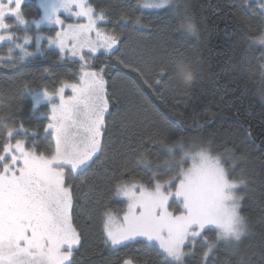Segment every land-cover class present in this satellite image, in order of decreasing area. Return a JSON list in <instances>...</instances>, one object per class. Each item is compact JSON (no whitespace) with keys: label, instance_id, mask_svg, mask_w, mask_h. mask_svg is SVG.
Returning a JSON list of instances; mask_svg holds the SVG:
<instances>
[{"label":"snow or ice","instance_id":"1","mask_svg":"<svg viewBox=\"0 0 264 264\" xmlns=\"http://www.w3.org/2000/svg\"><path fill=\"white\" fill-rule=\"evenodd\" d=\"M23 3L0 0V44L7 42L8 47V55L0 56V61H13L0 67L16 68L37 54L52 63L74 67L63 73L45 67L38 83L23 79L22 90L32 95L34 108L47 102V110L40 114L44 122L30 128L20 118L15 126L0 129V264H76L74 254L82 247L83 233L76 222L74 193L86 183L85 174L92 166L97 161L103 163L98 154L104 148L105 114L115 98V93L109 92L106 69L120 66L135 73L169 107L165 92L187 93L193 61L170 55L168 38L173 31L183 30L199 39V29L186 0H138L137 7L142 9H169L179 22L165 24L160 43L148 57L136 62L125 59L124 33L115 26L108 9L95 0H37L42 15L31 20L22 11ZM244 8L258 18L255 27L243 14ZM239 11L238 19L248 28L245 37L255 35L251 42L264 46V0L255 5L242 0ZM118 19L150 25L134 10L121 9ZM106 22H112L113 27H105ZM31 25L36 31L30 34ZM42 25L48 30L42 31ZM17 29L22 32L17 34ZM30 44L35 51H29ZM48 48L58 50L55 57L45 55ZM16 49L18 57L13 55ZM101 56L107 63L97 66ZM182 67L187 69L183 76ZM45 75L51 79L45 80ZM116 78L125 77L117 71ZM128 82L134 86L132 94L147 102L137 80ZM5 116L16 119L15 113ZM157 116L153 121L156 127L147 138L161 145L165 157L162 163L158 157L153 167L142 148L141 134L135 150L150 175L137 178L130 161L121 163L120 177L109 187L107 199H118L122 206L117 211L102 205L103 244L116 251L129 246L152 250L164 257L165 264H231L228 258L219 257L222 248L227 257L238 258L236 264H250L241 248L253 231L249 218L241 213L247 194L241 189H247L249 177L243 170L235 176L234 165L233 169L226 167L211 138L176 137L175 124L158 112ZM223 153L233 161L246 159L227 146ZM124 172L130 173L129 179L123 178ZM77 179L79 185L74 183ZM122 264L142 262L129 255Z\"/></svg>","mask_w":264,"mask_h":264},{"label":"trees","instance_id":"2","mask_svg":"<svg viewBox=\"0 0 264 264\" xmlns=\"http://www.w3.org/2000/svg\"><path fill=\"white\" fill-rule=\"evenodd\" d=\"M35 3V0H32ZM138 0H95L101 7L108 9L115 26L124 35L127 42L122 54L125 59L140 62L148 57L154 46L160 43L161 29L165 24L178 25V17L167 8L147 10L137 7ZM189 11L199 29V39L183 30L173 31L167 41L170 55L191 59L193 77L187 84V93L181 90L165 92L169 107L157 99L143 85L135 73L117 66L106 69L109 75V92L115 93L106 115L104 148L99 153L100 160L86 173L87 181L75 190L74 212L77 224L83 233L82 247L76 254V264H122L126 256L133 255L143 264H165L163 256L155 251L145 250L139 246H129L119 251L103 244L100 218L102 205L108 204L114 210L122 206L118 199H107L112 182L120 177V165L130 161L131 170L137 178L147 179L150 175L148 166L139 162L140 153L135 149L144 136L143 150L155 167L159 157L162 163L165 153L161 145L147 138L159 119L157 112L170 123L175 124L174 135L202 136L212 139V147L223 154L226 167L233 169L239 177L243 170L249 177L245 198L242 200L241 213L249 218L252 234L241 245L242 254L247 253L250 264H264V46L252 43L255 35L246 38L248 28L238 19L242 0H186ZM255 5L257 1H252ZM121 9L134 10L137 16H143L149 26L134 25L131 19L119 20ZM255 27L257 17L243 9ZM111 29L112 22L105 25ZM117 47H120L118 45ZM57 51L46 55L55 57ZM100 54L98 53L97 56ZM13 61H0L9 64ZM107 63L101 56L99 64ZM45 67H51L56 73H63L74 66L66 63H52L44 57H35L16 68L0 67V116L15 113L16 119L5 116L0 120V129L15 126L23 118L25 126L34 128L43 123L42 109L34 108L32 95L22 90V80H36ZM119 71L125 77L117 79ZM32 74V75H28ZM45 80L51 78L44 76ZM136 79L147 102L132 94L133 85L128 82ZM164 91L161 85L156 86ZM42 107V108H41ZM155 109L156 111H153ZM38 111V112H37ZM125 129L127 131L125 132ZM43 135L42 131L40 133ZM227 146L237 157L246 159L233 161L231 156L223 153ZM83 178V177H81ZM124 179L130 178L124 172ZM214 236L213 233H209ZM221 259L228 258L236 264L237 257H227L221 248Z\"/></svg>","mask_w":264,"mask_h":264},{"label":"rangeland","instance_id":"3","mask_svg":"<svg viewBox=\"0 0 264 264\" xmlns=\"http://www.w3.org/2000/svg\"><path fill=\"white\" fill-rule=\"evenodd\" d=\"M252 1H257V0H252ZM147 10H158V9H147ZM22 11H23L25 17L27 19H29V20H31V19H39L40 15H42V12H41V10L39 8V5L37 3V0H35V3H33L32 0H24V3L22 5ZM13 23H14V21H13ZM106 24H107V22L104 23V26ZM41 30L42 31H47L48 30V26L47 25H42L41 26ZM35 31H36L35 25H31L30 26V29H29L30 34L31 33H34ZM21 32H22V29H17V34H20ZM21 43H22V41H21ZM41 44H42V47H44V48L47 47L46 42H43L42 41ZM27 47H28L29 51H35L34 45L30 44V45H27ZM52 50L58 51V50H56L54 48H48L47 51H46V53H45V55L49 51H52ZM7 55H8V47H7V42H6L4 44H0V56H5L6 57ZM13 55L16 56V57H18L20 55L19 50L16 49L15 52L13 53ZM35 57H42V56H40L39 54H37V56H35ZM35 57L29 58L28 60H31V59H33ZM8 62H10V61H8ZM33 101H34V99H33ZM34 104H35V101H34ZM43 105H45V107H43V108H47L48 107L47 102L46 101H42L39 105H36L35 106V110H38V108L40 106H43ZM42 110L44 111V109H42Z\"/></svg>","mask_w":264,"mask_h":264},{"label":"clouds","instance_id":"4","mask_svg":"<svg viewBox=\"0 0 264 264\" xmlns=\"http://www.w3.org/2000/svg\"><path fill=\"white\" fill-rule=\"evenodd\" d=\"M186 70H187V69H185V68H183V67L180 69L181 76H183V73H184Z\"/></svg>","mask_w":264,"mask_h":264},{"label":"flooded vegetation","instance_id":"5","mask_svg":"<svg viewBox=\"0 0 264 264\" xmlns=\"http://www.w3.org/2000/svg\"><path fill=\"white\" fill-rule=\"evenodd\" d=\"M42 108V107H41ZM107 113L105 114V118H106ZM42 120L44 121V118L42 117ZM81 247L79 248V250L74 254L75 258H76V254L80 251Z\"/></svg>","mask_w":264,"mask_h":264}]
</instances>
